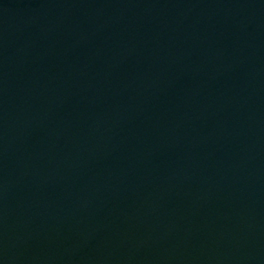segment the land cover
<instances>
[{"label":"water","instance_id":"water-1","mask_svg":"<svg viewBox=\"0 0 264 264\" xmlns=\"http://www.w3.org/2000/svg\"><path fill=\"white\" fill-rule=\"evenodd\" d=\"M0 264H264V0H0Z\"/></svg>","mask_w":264,"mask_h":264}]
</instances>
